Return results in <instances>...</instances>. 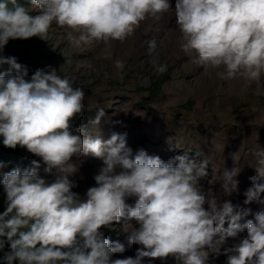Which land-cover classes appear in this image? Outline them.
Instances as JSON below:
<instances>
[{"label":"clouds","instance_id":"clouds-1","mask_svg":"<svg viewBox=\"0 0 264 264\" xmlns=\"http://www.w3.org/2000/svg\"><path fill=\"white\" fill-rule=\"evenodd\" d=\"M171 7L170 0H0V66H9L0 71V180L7 202L6 210L0 209V264H142L146 257L169 256L177 264H208L211 254L226 255L227 264H264V209L241 223L251 208L230 199L218 204L200 183L208 176L207 160L185 154L165 162L143 149L133 157L126 134L105 140L74 128L85 108L84 90L56 70L38 69L28 79L33 67L3 56L10 38H29L38 43L44 63L54 55L45 47L53 24L68 30L73 45L102 41L110 47V41L125 42L142 21H158ZM175 12L179 47L194 55L197 65L218 70L222 81L264 83V0H175ZM156 48L153 37L149 53ZM114 64L123 70L122 60ZM155 70L162 74L167 64ZM103 115L101 108L92 123L99 124ZM17 145L40 157L55 179L38 175V161L4 173L23 157ZM81 154L103 162L94 177L97 186L83 199L70 178L78 172L73 157ZM252 154L256 174L244 192L245 205L264 204V149ZM239 172L233 167L215 175L224 194L239 190ZM122 221L129 242L141 247L135 257L112 259L124 245L113 244L101 228ZM243 230L246 236L226 246Z\"/></svg>","mask_w":264,"mask_h":264},{"label":"rangeland","instance_id":"rangeland-1","mask_svg":"<svg viewBox=\"0 0 264 264\" xmlns=\"http://www.w3.org/2000/svg\"><path fill=\"white\" fill-rule=\"evenodd\" d=\"M173 7L172 5L169 12L158 21L151 17L142 21L134 34L125 42L110 41V47L102 41H93L80 46L73 45L67 39L68 30L53 24L46 34L49 40L45 43V47L54 55L44 61L43 67L28 69V77L31 78L38 69L45 72L56 70L62 77L67 76L73 87L82 88L85 92L83 115H78L73 120V127L85 129L94 137L99 136L105 140L113 133L126 134L127 146L132 149V156L137 151L134 142L135 128L145 125L146 118L156 111V106L167 107L166 103L168 104L167 100L170 98L175 105L171 102L168 105L174 106L162 112L164 114L162 123L167 124L166 127L169 129L162 139L166 141L168 139L165 138L168 137L173 144L172 147H181L184 155H191L193 150L197 152H204L209 148L218 150L224 141L244 144L242 136L247 131L256 130L264 137V83L257 87L255 83L245 84L240 80L222 81L216 76L218 70L209 69L206 72L202 66L197 65L195 56L190 57L179 47L178 38L181 34L175 24L176 18L170 17ZM153 37L157 40V48L150 54L148 42ZM116 59L124 62L123 70L115 67ZM165 63L166 72L157 73L156 65ZM160 79L164 80L161 84ZM157 81L160 85L153 90L152 86ZM219 105L224 113L219 111L213 116L212 110ZM126 106L130 112L121 111ZM101 108L104 110V115L100 118L99 124H93ZM207 110L209 114L204 117L202 113ZM168 115L172 120L169 117V120L168 118L166 120ZM126 124L127 131L124 130ZM154 144L160 146L157 142L151 141L144 148L146 152L158 155L164 161L167 160L169 153L166 151V145L155 150L152 147ZM16 148L23 156L22 161L5 166L4 173L15 168H20L22 171L32 168L33 161H38V175L48 182L55 179L54 175L47 172L46 165L40 157L30 153L26 147L17 145ZM81 155L80 159L74 157L75 160L72 162L77 163V167L80 165L78 171L82 169L79 171L82 173L77 172L78 175L71 179L80 182L73 191L81 193L79 195L86 198L88 187L97 185L93 175V165L90 163L91 160L87 159L92 156ZM84 159L88 163H85ZM88 175L93 176V179ZM2 180H0V209L6 210V193ZM128 200L129 204H134V198ZM132 223L135 224V221L133 220ZM122 225L123 222L101 228L113 244L118 241L124 245V252L115 253L112 259L136 255V244L129 242V233L123 231ZM169 259L170 256L164 260L146 257L142 264H169ZM208 264H227V261L210 257Z\"/></svg>","mask_w":264,"mask_h":264},{"label":"bare ground","instance_id":"bare-ground-1","mask_svg":"<svg viewBox=\"0 0 264 264\" xmlns=\"http://www.w3.org/2000/svg\"><path fill=\"white\" fill-rule=\"evenodd\" d=\"M170 3H171V5L174 6L172 11L170 12V14H171L170 17L172 19H175L176 18L175 0H170ZM165 23H167L166 20H165ZM112 101H113V99H112ZM117 101H118V99H117ZM167 102H168V104H170L171 102H173V99L170 98V100H167ZM168 104L166 103L167 107H164V105L161 106L160 104H159L160 107L156 106V111H153L152 113H150L149 116L146 118V122L144 121L145 125L143 127L138 128V129L135 128L134 131L136 132V136L134 137V142H135V145L137 146L136 153L141 149L145 150L144 148H145L146 144H150L151 141H155L160 145L159 147H161L164 144L166 145L165 147H166V151H168V153H169L168 154L169 157L167 156L168 159L165 160V162L169 161L171 158H173L177 155H184L181 147H179V148L172 147L173 144L168 137L165 138V139H168L166 141H164L162 139L164 137V134H167L169 132V129L166 127L167 124L165 125L164 123H162V117L164 115V114H162V112L171 106V105L169 106ZM174 105H175V103H174ZM173 106H171V107H173ZM118 108H121V107H118ZM123 110H127V112H130L128 110V106L121 109V111H123ZM219 111L224 113V110H222L220 105L216 109H213L211 113L214 116ZM114 112H116V111H114ZM117 112H118V110H117ZM208 114H209L208 110L206 112L202 113V115L204 117H207ZM220 114L221 113H219V115ZM168 117H169V115L166 117V120ZM169 118H168V120H169ZM262 119H263V117H262ZM165 123H166V121H165ZM126 128H127V124L124 126V130H126ZM130 128H131V126H130ZM167 136H169V135H167ZM0 139L3 141L2 136H0ZM263 139H264L263 135L260 134L259 132H257L256 130L253 132L247 131V132L243 133V136H242V140L245 141L244 144H239V143L234 142V141H230V142L224 141L223 144L221 145L220 149H218V150H213L211 148L207 149L204 152L203 151L197 152L196 150H193L191 155H188L190 159L197 160V162L201 161V159L208 161V163L210 165V167H208V169H207L208 170V176L205 178H202L200 183L203 186L204 191L206 193H208V195L210 197L216 198L218 204L230 199L234 205H240L241 207L252 209V214L245 217L241 221V223H244L247 219H254L255 212L264 209V204H261V203L255 202V201L249 205H245L243 203L244 200L246 199V197L244 196V192L246 191L247 188L251 187V185H252V182L249 178L256 174L255 168L252 166L255 164V157L253 156L252 153L255 150L264 149ZM147 146H149V145H147ZM152 147L155 150H158V148H159L155 144ZM237 152H239L238 159L235 161L233 158V154H235ZM136 153L134 152L133 155L135 156ZM149 155H152V153H149ZM85 157H87V156H85ZM76 158L80 159L79 157H76ZM87 159L91 160L90 163L93 165L92 169H93V175L95 177V175H97L99 173V170L103 166V162L101 159L95 158L93 156L91 158H87ZM73 160H75V159H73ZM85 163H88V162L86 161ZM79 167H80V165H79ZM233 167L240 169V172H239L238 176L236 177L239 180V190L234 191L231 194V196H228V195L224 194L223 189H222V182L217 180L215 175H222L223 170L225 168L231 169ZM213 168L216 169V173L213 172ZM81 170H79V171H81ZM79 171H78V173H79ZM78 173L75 175H78ZM80 173H82V172H80ZM88 173H89V171H88ZM74 176H72V177H74ZM79 176H81V175H79ZM89 177H91V176H89ZM91 178L93 179V176ZM77 181H80V180H77ZM76 183L78 185V183H80V182H76ZM88 188H90V187H88ZM84 191H86V189ZM79 194H81V193H79ZM83 197H81V198H83ZM261 199L264 200V194H262ZM134 203H135V198H134ZM205 207L207 208L208 205L206 204ZM225 227H227V223H226ZM244 236H246V230L239 232L235 238H229L228 245H226V246L233 245L234 243L238 242ZM136 247L138 249L141 246L136 244ZM210 257L222 258V259H225L227 261V256L224 254H221L218 257L215 256L214 254H211L209 256V258ZM169 264H177V261L173 257L170 256Z\"/></svg>","mask_w":264,"mask_h":264},{"label":"trees","instance_id":"trees-1","mask_svg":"<svg viewBox=\"0 0 264 264\" xmlns=\"http://www.w3.org/2000/svg\"><path fill=\"white\" fill-rule=\"evenodd\" d=\"M8 51L3 52L4 57H16L17 62L22 65V67H43V62L41 61V57L39 56L40 47L37 42L29 41V38L23 39V38H17L13 39L10 38L8 41ZM9 66H0V71L8 69ZM30 79L29 77H27ZM164 81L160 79L161 82ZM159 82H154L152 89L159 87ZM157 85V86H156ZM20 162L22 161V158H19ZM7 248L5 251H8L10 248V245H7ZM18 264V261L16 262Z\"/></svg>","mask_w":264,"mask_h":264}]
</instances>
